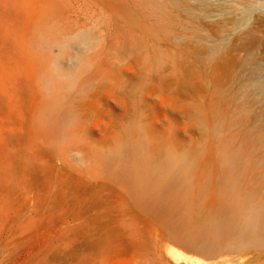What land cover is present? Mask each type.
I'll list each match as a JSON object with an SVG mask.
<instances>
[{"label": "rangeland", "instance_id": "374dc122", "mask_svg": "<svg viewBox=\"0 0 264 264\" xmlns=\"http://www.w3.org/2000/svg\"><path fill=\"white\" fill-rule=\"evenodd\" d=\"M157 2L0 0V264H264L238 26L187 52Z\"/></svg>", "mask_w": 264, "mask_h": 264}, {"label": "bare ground", "instance_id": "6f19581e", "mask_svg": "<svg viewBox=\"0 0 264 264\" xmlns=\"http://www.w3.org/2000/svg\"><path fill=\"white\" fill-rule=\"evenodd\" d=\"M167 3L173 6V11L170 12L168 6L169 10H166L170 13L166 14L165 0H158L156 5V16L161 25L159 30L163 34L171 28L185 31L181 37H178L181 33L177 30L174 31L177 35H171L169 31L166 35L175 36V43H184L187 52L210 44L215 45H211L215 50L229 31L238 26V70L244 80L264 95V35L261 33V28H264V0H168ZM167 14H171L172 20L175 16L178 23H171ZM198 33L206 36V42L204 39L200 41L202 37L198 38Z\"/></svg>", "mask_w": 264, "mask_h": 264}]
</instances>
